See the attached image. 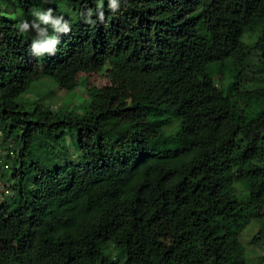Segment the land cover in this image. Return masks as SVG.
<instances>
[{"label": "trees", "instance_id": "16d2710c", "mask_svg": "<svg viewBox=\"0 0 264 264\" xmlns=\"http://www.w3.org/2000/svg\"><path fill=\"white\" fill-rule=\"evenodd\" d=\"M65 1L80 22L52 32L54 55H33L0 11V134L19 145L0 264H247L241 231L257 220L251 244L264 240V0ZM101 73L81 114L19 100L42 79L71 91ZM73 132L77 161L61 155ZM33 146L59 150L53 169ZM159 214L168 244L151 230ZM106 229L117 259L96 241Z\"/></svg>", "mask_w": 264, "mask_h": 264}, {"label": "rangeland", "instance_id": "374dc122", "mask_svg": "<svg viewBox=\"0 0 264 264\" xmlns=\"http://www.w3.org/2000/svg\"><path fill=\"white\" fill-rule=\"evenodd\" d=\"M31 7H29V5ZM49 7H55L63 19L68 20L73 25H77L80 22L78 15L75 13L73 7L68 4L65 0H1L0 11L2 17L13 23L16 27L22 20L32 22L35 17L33 12L35 10L46 11ZM42 27H45L42 25ZM17 30H19L17 28ZM49 34H52L50 26H48ZM35 30L23 34V36L31 40L35 37ZM252 42L254 39L246 37ZM254 69V67L252 68ZM256 70V68H255ZM235 71L226 65L224 72L214 71V77L219 86L226 87ZM108 79L101 74H79L77 77V87L71 91L60 90L58 86L53 83L50 79H42L32 84L29 89L19 98L26 105V110L34 107L35 105H41L43 108L51 113H76L81 114L84 110L85 105L88 103L86 92L88 89L102 88L108 85ZM20 101V102H21ZM177 127H175L176 130ZM174 130V131H175ZM171 129H167L166 132H171ZM59 139L64 144V148L61 149V155L65 159H73L77 161L76 151V134L66 133L59 135ZM14 141V140H13ZM10 147V148H9ZM9 148V149H8ZM59 148V147H57ZM19 150L18 143L4 142L3 136L0 134V204L4 201H13V196L16 194L17 181L11 179V174L15 169L13 164V156ZM32 158L37 160L38 163L44 168L50 170L53 169L56 161L58 160L59 150L49 148H39L36 146L32 147ZM9 154V158L4 156ZM76 157V158H75ZM252 165L248 164L241 172L245 169L250 168ZM15 186V188H14ZM12 187V190L10 189ZM237 194L240 195L243 201H246L245 191L237 185ZM7 191V192H6ZM151 230L154 237L163 244H168L173 238V232L166 221L164 215H157L151 222ZM259 221L252 220L239 234V240L245 248L247 264H264L262 258L264 257V240L251 244V238L254 236L259 228ZM112 229H106L96 237L98 244L105 248L110 253L113 259H117L119 251L116 249L114 240L112 239ZM45 259L40 258V263H44ZM122 262V261H121Z\"/></svg>", "mask_w": 264, "mask_h": 264}, {"label": "clouds", "instance_id": "9594fccd", "mask_svg": "<svg viewBox=\"0 0 264 264\" xmlns=\"http://www.w3.org/2000/svg\"><path fill=\"white\" fill-rule=\"evenodd\" d=\"M109 7L116 11L118 5L116 0H109ZM35 19L32 22L27 20H22L16 25L21 34H26L31 30H35L36 35L33 37L30 49L35 56H45L54 55L57 47L60 43L59 36L55 34H49L48 26L51 27L52 32L56 34H67L70 32V25L63 17H56L53 15L52 9H47L46 11L35 10L33 12ZM90 15V13H89ZM99 19L103 21L104 16L101 12L99 14ZM94 23V21H87ZM45 26V27H42Z\"/></svg>", "mask_w": 264, "mask_h": 264}, {"label": "built area", "instance_id": "2783aa9c", "mask_svg": "<svg viewBox=\"0 0 264 264\" xmlns=\"http://www.w3.org/2000/svg\"><path fill=\"white\" fill-rule=\"evenodd\" d=\"M7 192V191H6Z\"/></svg>", "mask_w": 264, "mask_h": 264}]
</instances>
